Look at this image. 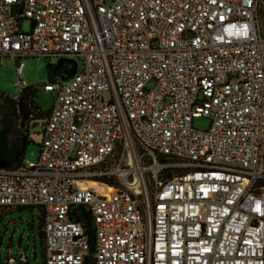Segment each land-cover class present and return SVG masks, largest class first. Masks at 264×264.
I'll return each mask as SVG.
<instances>
[{
  "label": "built area",
  "instance_id": "2783aa9c",
  "mask_svg": "<svg viewBox=\"0 0 264 264\" xmlns=\"http://www.w3.org/2000/svg\"><path fill=\"white\" fill-rule=\"evenodd\" d=\"M260 3L0 0L19 90L28 57L83 58L43 85L38 159L0 167V211L43 213L44 264H264Z\"/></svg>",
  "mask_w": 264,
  "mask_h": 264
},
{
  "label": "rangeland",
  "instance_id": "374dc122",
  "mask_svg": "<svg viewBox=\"0 0 264 264\" xmlns=\"http://www.w3.org/2000/svg\"><path fill=\"white\" fill-rule=\"evenodd\" d=\"M258 21L264 30V0L258 8ZM24 30L32 27V21L25 18L22 23ZM66 61L60 68L64 71L68 60L77 62V69L83 67V58L78 56H30L24 61L22 79L25 81V89L34 90L35 104L43 111L50 110L56 100L53 92L44 90V83L51 80L52 74L49 64L57 66L61 59ZM18 69L17 64L13 63L10 55L0 58V94L10 98H16L22 94L17 88ZM5 104L4 97L0 98V120ZM42 124V121H40ZM41 124L31 128V138L33 142L27 148L25 161H35L40 155V143L42 140ZM196 128H208L210 121L207 117H196L193 121ZM41 209L39 207H21L16 209H3L0 211V264H8L10 256L16 258L22 252H26L28 263L44 264V246L40 231ZM40 229V231H39Z\"/></svg>",
  "mask_w": 264,
  "mask_h": 264
},
{
  "label": "trees",
  "instance_id": "16d2710c",
  "mask_svg": "<svg viewBox=\"0 0 264 264\" xmlns=\"http://www.w3.org/2000/svg\"><path fill=\"white\" fill-rule=\"evenodd\" d=\"M66 60L63 58L57 66L49 64V69L52 78L49 82L55 81L56 77L68 78L72 76L77 70V62L68 60L65 70L60 71L61 66ZM4 97L5 104L3 105L2 116L0 120V163L5 168H11L20 165L25 160V154L29 145L33 142L31 138V128L41 124V131L46 119L48 118L52 108L48 111L40 109L34 101V90L25 88L22 94L16 98H10L0 94V98ZM103 180L112 181L109 176L104 177ZM21 208V207H18ZM88 227L89 233L93 234L92 222L90 216L82 218ZM40 236L44 246L43 233V213L40 216ZM11 257V256H10ZM9 257V259H10ZM8 259V261H9Z\"/></svg>",
  "mask_w": 264,
  "mask_h": 264
},
{
  "label": "water",
  "instance_id": "95a60500",
  "mask_svg": "<svg viewBox=\"0 0 264 264\" xmlns=\"http://www.w3.org/2000/svg\"><path fill=\"white\" fill-rule=\"evenodd\" d=\"M63 59H61V61H62ZM71 77V76H70ZM70 77H68V78H64V77H56L55 78V81H65V80H67V79H69ZM0 165L1 166H4L2 163H0ZM86 262H87V260H86Z\"/></svg>",
  "mask_w": 264,
  "mask_h": 264
},
{
  "label": "crops",
  "instance_id": "0c3cea01",
  "mask_svg": "<svg viewBox=\"0 0 264 264\" xmlns=\"http://www.w3.org/2000/svg\"><path fill=\"white\" fill-rule=\"evenodd\" d=\"M28 263V262H27Z\"/></svg>",
  "mask_w": 264,
  "mask_h": 264
}]
</instances>
